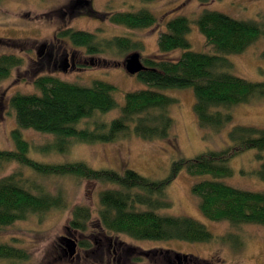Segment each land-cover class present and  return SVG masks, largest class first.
Here are the masks:
<instances>
[{
  "label": "trees",
  "instance_id": "1",
  "mask_svg": "<svg viewBox=\"0 0 264 264\" xmlns=\"http://www.w3.org/2000/svg\"><path fill=\"white\" fill-rule=\"evenodd\" d=\"M133 1L146 5L157 0ZM68 9L70 18L82 13L95 19L102 18L93 9L91 0H71ZM108 20L131 31L147 30L157 24L156 16L146 6L110 14ZM193 23L214 54L191 50L187 36ZM260 37H264V22L237 20L207 9H203L194 19L183 15L171 18L166 23V31L159 35V53L168 54L175 50H183V53L176 60L158 56L142 59L146 69L136 76L147 87L127 93L118 116L110 121L103 120L102 115L118 107L113 96L116 90L113 85L94 81L87 87L51 75L36 77L33 86L37 93H15L9 100L17 128L11 132L14 149L0 150V173L13 163L21 168L0 177V230L31 216H42L67 206L62 194L46 191L37 182L38 177H73L114 186L98 195V221L106 232L126 235L134 240L212 242L214 236L200 222L190 217L157 213L171 207L166 188L183 169L193 177H212L193 184L191 189L199 211L207 220L228 222L233 226L253 224L264 227V192L237 189L222 181L233 175L230 167L232 159L246 151L256 150L259 152L256 157L260 166L250 174L264 182V157L260 155L264 152V129L234 126L229 133L231 147L211 151L186 162H177L173 165L172 176L163 181L149 179L130 169L122 174L113 170H95L80 161L65 164L36 161L28 156L31 144L22 136V130L52 135V144L36 149L46 153L68 152L75 143L110 144L131 136L144 141L166 140L175 125L171 108L178 104V100L158 89L176 88L193 90V109L199 128L220 132L232 122L233 107L264 98V81L250 82L232 75L228 72L232 65L226 58L243 53ZM7 43L21 52L25 50L21 42ZM55 43L69 44L90 56L89 64L82 68H87V65L92 68L98 63L97 57L103 54L124 57L144 50L143 43L130 36L100 39L93 33L66 28L56 32L52 43L38 46V68L34 70H41L44 62H52ZM57 61L54 59V62ZM24 64L21 55H0V83ZM71 216L68 224L71 231L85 233L89 229L92 219L89 207L75 206ZM78 245L85 251L92 246L84 240ZM141 255L149 258L151 254L144 252ZM164 257V261L171 264V259L166 255ZM28 259L26 250L0 243V260L25 262ZM142 259L137 257L135 261ZM188 259L207 264L177 253L173 261L184 264Z\"/></svg>",
  "mask_w": 264,
  "mask_h": 264
},
{
  "label": "rangeland",
  "instance_id": "2",
  "mask_svg": "<svg viewBox=\"0 0 264 264\" xmlns=\"http://www.w3.org/2000/svg\"><path fill=\"white\" fill-rule=\"evenodd\" d=\"M70 2L71 0H0V55L13 53L21 55L25 60L21 68L14 70L7 80L0 83V150L14 149L11 132L17 128V123L9 100L15 93H37L33 86L36 77L51 75L87 87L94 81L113 85L116 89L113 96L118 107L102 115L105 121L118 116L127 93L147 87L136 75L125 71V60L132 53L124 57L103 54L97 57L98 63L95 66L91 68L87 65V68H82L86 63L89 64L90 56L69 44L55 43L52 62H44L41 70H34L38 68V46L52 43L58 30L72 28L96 34L100 39L130 36L144 45V50L138 52L141 60L153 56L176 60L183 50L168 54H160L158 50L159 35L166 31V23L175 16L183 15L194 19L203 9H207L237 20L264 22V0H157L146 5L133 0H91L93 9L102 17L100 19L85 13L70 18ZM142 6H146L156 16L157 24L153 28L131 31L113 25L108 20L110 14L137 10ZM187 39L192 51L214 54L194 23L191 24ZM10 41L23 43L24 52L8 45L7 42ZM263 52L264 37H260L243 53L226 56L232 65L228 72L250 82L264 81ZM54 59L58 61L54 62ZM158 91L178 100V104L171 108L175 125L169 139L144 141L131 136L110 144L75 143L68 152L46 153L36 149L52 144V135L22 130L23 138L31 144L28 156L47 164L80 161L95 170H113L120 174L130 169L149 179L163 181L172 176L175 163L231 147L229 133L234 126L264 129V98L233 107L232 122L220 132H214L199 128L191 88ZM258 153L256 150H249L232 159L230 167L233 175L222 181L237 189L264 192V182L250 174L260 166L256 157ZM260 155L264 157V152ZM20 168L18 164H10L0 173V177ZM211 178L209 175L193 177L184 169L181 170L166 188V197L171 207L157 211L161 215L190 217L203 224L214 236V240L209 243H189L179 240H134L126 235L106 232L98 221V195L104 189L114 187L113 185L73 177H38L37 182L46 191L51 194L60 192L67 206L42 216H31L0 230V243L26 250L29 255L25 262L0 260V264H168L164 261L165 255L171 259V264H178L176 260L173 261L175 253L207 264H264L263 226H233L228 222H211L199 211L197 199L192 195V186ZM75 206H87L92 211L90 226L85 233H75L69 229L71 211ZM83 240L92 245L87 251L78 245ZM127 250H130L129 253H125ZM144 252H149L150 257L139 256ZM137 257L143 259L137 262ZM188 263L199 264L190 259L184 262Z\"/></svg>",
  "mask_w": 264,
  "mask_h": 264
},
{
  "label": "water",
  "instance_id": "3",
  "mask_svg": "<svg viewBox=\"0 0 264 264\" xmlns=\"http://www.w3.org/2000/svg\"><path fill=\"white\" fill-rule=\"evenodd\" d=\"M124 67L125 71L130 75H137L138 73L146 69L138 52L132 53L125 60Z\"/></svg>",
  "mask_w": 264,
  "mask_h": 264
}]
</instances>
